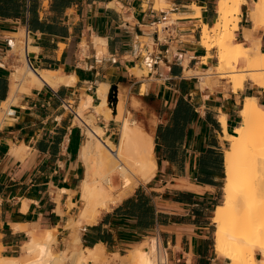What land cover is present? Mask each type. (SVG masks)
<instances>
[{
    "label": "crops",
    "instance_id": "0c3cea01",
    "mask_svg": "<svg viewBox=\"0 0 264 264\" xmlns=\"http://www.w3.org/2000/svg\"><path fill=\"white\" fill-rule=\"evenodd\" d=\"M218 1L0 0V107L24 51L33 71L54 74L52 86L20 83L8 104L14 116L0 122V257H25L29 233L51 231L54 254L75 234L81 248L103 247L104 260L87 264H116L115 254L151 238L168 264H223L213 215L222 199L224 130L232 135L240 124L245 98L264 106V89L244 82L233 92L217 75H204L217 64L201 35L216 22ZM254 1L241 6L236 42L252 26ZM101 89L110 111L96 115L95 125L117 144L120 102L123 117L151 137L156 170L95 222L73 228L86 176V126L77 114L89 97L82 117L92 115Z\"/></svg>",
    "mask_w": 264,
    "mask_h": 264
},
{
    "label": "bare ground",
    "instance_id": "6f19581e",
    "mask_svg": "<svg viewBox=\"0 0 264 264\" xmlns=\"http://www.w3.org/2000/svg\"><path fill=\"white\" fill-rule=\"evenodd\" d=\"M252 3L249 9L252 26L243 31L244 42L234 40L241 6L246 0H219L216 22L210 28L203 24L202 28V46L217 51L216 66L209 68L204 75H217L227 80L233 92L240 90L245 81L264 89V52L260 50L258 36L259 32L264 34V0ZM16 44L17 40L11 42L12 48L15 49ZM23 57V65L16 67L10 76V99L0 107L4 110V106L15 103L14 96L22 91L19 85L23 81L52 86L54 74L33 71L26 59V51ZM98 95L102 101L93 108L92 115L83 118L82 114L90 105L89 97L77 114L86 126V142L81 150L86 176L79 188L81 210L72 221L73 228L95 222L101 209L129 195L138 183L148 182L156 170L151 137L123 115L118 116L122 122L118 143L113 144L104 137V129L95 125L94 118L105 115L103 108L107 98L104 89L98 91ZM117 110L121 111L120 102ZM240 114L242 120L234 133L228 135L224 130L223 202L213 215L214 251L223 264H264V208L260 207L264 198V107L259 106L254 97L245 98ZM220 119L225 128V117ZM113 176L120 178L119 186L112 183ZM119 187L120 193L114 194ZM29 236L24 247L25 257H0V264H87L90 261L99 263L105 258L101 246L81 248L76 234L66 250L57 254L51 251V244L55 241L51 231L41 238H36L33 232ZM160 243V240L151 238L126 255L114 256L121 260L120 264H166L167 258L162 254L165 252L161 251Z\"/></svg>",
    "mask_w": 264,
    "mask_h": 264
},
{
    "label": "rangeland",
    "instance_id": "374dc122",
    "mask_svg": "<svg viewBox=\"0 0 264 264\" xmlns=\"http://www.w3.org/2000/svg\"><path fill=\"white\" fill-rule=\"evenodd\" d=\"M20 40H19V45H18V48H20V50H21V52H23V49H24V44H23V35H20V38H19ZM235 41V40H234ZM236 42V41H235ZM237 42H238V39H237ZM216 54H217V51H216ZM212 76H214V75H212ZM216 76V75H215ZM220 80L221 78H218L217 76L215 77V80ZM222 80H224V79H222ZM226 82H227V80H225ZM246 82V81H245ZM246 83H248V84H251V85H253L252 83H250V82H246ZM108 104H109V108H111V104L108 102ZM260 104H262V105H264V102H261ZM5 107V110H4V108L2 107V108H0V122H1V120L3 119V118H6V116H5V112L7 111V109H8V106H4ZM120 107H121V103H120ZM262 107H264V106H262ZM103 110L105 111V113H106V111L107 112H109L110 111V109H108L107 108V103H106V106L103 108ZM3 111V112H2ZM122 115L123 114V109H122V107H121V111L119 110L118 111V115ZM128 120H129V122L130 123H133V121H131V119L128 117L127 118ZM96 122V120H95V118H94V123ZM131 126H134V125H131ZM112 183L114 184V185H117V186H119L120 185V178L118 177V176H113L112 177ZM138 185V184H137ZM222 185H223V180H222ZM222 187V186H221ZM135 188V187H134ZM120 187L119 188H117V190H115V191H113V193H115V194H118V193H120ZM221 194H222V199H221V204H222V202H223V190L221 189ZM261 208H264V198H262V200H261ZM72 224V223H71ZM53 236H54V234H53ZM153 239V238H152ZM155 240H157L158 242H159V240L158 239H155ZM135 247H137V245L136 246H134V247H132L131 249H129V250H127V251H125L122 255H126L127 253H128V251H130V250H132V249H135ZM161 248H162V246H161ZM163 250V248L161 249V251ZM253 250L256 252V248H253ZM162 252H164V250L162 251ZM162 254H164L165 255V253H162ZM115 257V256H114ZM258 258H260V256L258 255L257 256ZM117 259V258H116ZM219 259H221L220 257H219ZM120 259H117V262H116V264H120ZM166 264H168L167 263V261H166Z\"/></svg>",
    "mask_w": 264,
    "mask_h": 264
},
{
    "label": "built area",
    "instance_id": "2783aa9c",
    "mask_svg": "<svg viewBox=\"0 0 264 264\" xmlns=\"http://www.w3.org/2000/svg\"><path fill=\"white\" fill-rule=\"evenodd\" d=\"M5 116L6 118H11L14 116V111L11 109H7V111L5 112ZM179 263V260L176 261V264Z\"/></svg>",
    "mask_w": 264,
    "mask_h": 264
},
{
    "label": "water",
    "instance_id": "95a60500",
    "mask_svg": "<svg viewBox=\"0 0 264 264\" xmlns=\"http://www.w3.org/2000/svg\"><path fill=\"white\" fill-rule=\"evenodd\" d=\"M109 103H110L111 105H115V103H116V98H115L114 95L111 96V97L109 98Z\"/></svg>",
    "mask_w": 264,
    "mask_h": 264
}]
</instances>
